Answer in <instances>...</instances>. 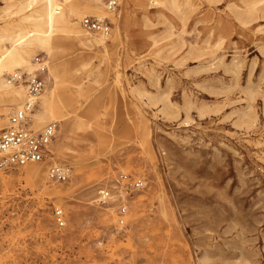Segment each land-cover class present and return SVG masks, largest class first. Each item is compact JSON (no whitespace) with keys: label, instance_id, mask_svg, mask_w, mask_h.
Returning a JSON list of instances; mask_svg holds the SVG:
<instances>
[{"label":"rangeland","instance_id":"obj_1","mask_svg":"<svg viewBox=\"0 0 264 264\" xmlns=\"http://www.w3.org/2000/svg\"><path fill=\"white\" fill-rule=\"evenodd\" d=\"M19 1L0 0V27L32 33ZM178 1V13L119 0L115 15L76 19L109 18L107 36L80 25L104 37L107 51L57 54L86 64L61 88L79 83L82 95L60 108L65 127L30 115L35 131L56 126L48 157L35 164L40 180L25 166L0 170V264H264V0L252 14L251 0ZM35 56L51 64L52 56ZM21 100L0 104V131ZM51 163L67 166L69 180L48 181ZM120 174L141 188L123 197Z\"/></svg>","mask_w":264,"mask_h":264},{"label":"bare ground","instance_id":"obj_2","mask_svg":"<svg viewBox=\"0 0 264 264\" xmlns=\"http://www.w3.org/2000/svg\"><path fill=\"white\" fill-rule=\"evenodd\" d=\"M152 1L154 4H161L169 10L177 13L181 12V4L178 0ZM259 3H261V0H251L249 5L246 6V12L252 14ZM103 4L102 0H20L18 11L29 12L23 18V22L36 28L32 33H29L20 29L12 32L10 31V24H4L0 27V104L8 106L11 103H15L21 95L22 100L24 99L25 88L23 84H11L7 81L5 75L19 68L32 73L37 65L33 62L31 56L35 50H39L46 55L52 56L49 66L46 62L44 63L50 87L44 88L38 98L37 106L39 108H34L32 114L33 122L59 121L62 123V127H65L67 122L64 121L65 119L62 116L58 115V112L60 108L67 106L72 95L80 96L83 90L79 83H74V88L72 90L68 89L67 93H65L61 91L62 83L65 79L71 78L76 74L79 69L77 65L84 67L86 64L79 61L80 58L74 60L73 63L67 60H59L57 54H60L59 52L63 51L66 46L80 51H89L93 46H101L104 51H107L105 38L95 37L83 31L79 20H76L80 19V16L88 11L104 14L106 8L103 9ZM238 18L240 19V16ZM21 32L29 35L30 41L28 43L18 44L10 48L2 45L4 41H11L19 36ZM153 43L155 44V42ZM172 47L173 43H170L168 48ZM35 164L38 163L25 165L24 174L38 181L40 180L41 169ZM54 194L57 195L58 192H54Z\"/></svg>","mask_w":264,"mask_h":264},{"label":"built area","instance_id":"obj_3","mask_svg":"<svg viewBox=\"0 0 264 264\" xmlns=\"http://www.w3.org/2000/svg\"><path fill=\"white\" fill-rule=\"evenodd\" d=\"M119 8V0H106V12L115 15ZM80 25L88 32L107 36L111 24L108 17L84 16ZM33 62L37 67L32 73L23 69H15L7 75V81L11 84H23L25 96L21 104L13 109L8 117V126L0 131V170H7L27 164L41 163L49 155V146L55 137L56 126L53 123L45 125L40 130L29 127L30 115L37 105L38 98L45 88L44 74L46 73L45 62L35 56ZM48 181L64 183L70 178V170L63 164L51 163L46 170ZM141 181H134L130 176L120 174L115 182V188L123 197H128L133 191L142 186ZM111 198L110 191H99V203H106ZM117 226L122 228L126 225L124 216L126 207L122 203L117 209ZM53 218L58 228L65 226L62 209H53Z\"/></svg>","mask_w":264,"mask_h":264}]
</instances>
